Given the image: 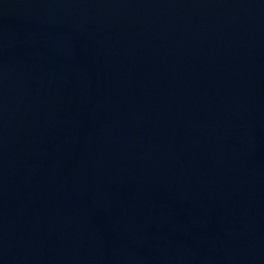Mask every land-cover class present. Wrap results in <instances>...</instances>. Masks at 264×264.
Here are the masks:
<instances>
[{
  "label": "water",
  "instance_id": "95a60500",
  "mask_svg": "<svg viewBox=\"0 0 264 264\" xmlns=\"http://www.w3.org/2000/svg\"><path fill=\"white\" fill-rule=\"evenodd\" d=\"M0 264H264V0H0Z\"/></svg>",
  "mask_w": 264,
  "mask_h": 264
}]
</instances>
